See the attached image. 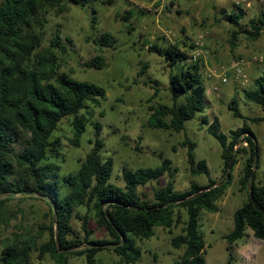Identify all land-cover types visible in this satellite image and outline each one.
Wrapping results in <instances>:
<instances>
[{
	"label": "trees",
	"instance_id": "obj_1",
	"mask_svg": "<svg viewBox=\"0 0 264 264\" xmlns=\"http://www.w3.org/2000/svg\"><path fill=\"white\" fill-rule=\"evenodd\" d=\"M93 1L0 2V204L21 196L42 198L50 206V224L44 225L41 231H48L47 240L38 245L39 236L15 232L3 241L7 243L1 250L0 264H32L34 251L39 252L40 258L49 254L56 264H69L73 256H84L87 264H102L98 255L103 251L115 252L120 258L119 264L136 263L143 254L138 238L152 237L157 227L173 233V228L181 224L182 233L173 235L171 244L183 249V253L173 264H207L201 213L203 210L220 211L218 201L234 179L230 167H234L240 157H245L238 182L241 190L247 192V199L236 208L233 228L224 235L230 252L226 264H234L233 246L249 229L256 238L264 240L263 151L250 126V122L264 118L246 117L237 96L232 97L228 105L233 116L243 119V123L229 133L222 130L219 117L210 120L204 114L208 107L204 60L192 56L197 48L195 43L185 39L165 46L158 43L148 46L171 68L168 88L172 99L170 104L156 102L149 106L148 125L181 132L189 120L203 114L202 123L222 145L221 157L226 169L221 179L211 176L207 160L196 156L197 143L186 136L181 144L188 147L191 172L193 175L206 174L207 183L193 181L184 191H176L174 180H170L166 185L155 187L153 196H149L140 187L166 175L174 176L177 171L172 159L159 153L162 162L157 167L134 170L124 166V184L118 185L112 181L114 158L104 154L106 143L97 121L92 122L97 131L91 140V150L80 160L76 171L61 175L62 165L58 160L63 157L65 143L56 135L60 124L67 118L72 119L74 137L71 143L79 146L91 121L83 111L91 105L101 106L107 98V89L62 70L63 62L57 51L69 52L74 41L70 37L63 38L61 30L57 29L45 47L44 37L37 28L48 22L47 14L51 10H65L66 2L86 7ZM236 8L222 11L232 25L230 41L233 46L242 36L258 40L264 33V8L251 17L242 6ZM91 27L94 31L91 39L95 44L117 47L118 38L112 32L97 33V16L93 17ZM106 65L102 55L84 62L89 68L102 69ZM158 90L155 89L151 100L156 98ZM244 97L264 108V72L252 87L245 88ZM80 208H85L87 213L81 215ZM74 217L83 221L84 236L75 231ZM91 218L105 231L106 237L94 236L89 228Z\"/></svg>",
	"mask_w": 264,
	"mask_h": 264
},
{
	"label": "rangeland",
	"instance_id": "obj_2",
	"mask_svg": "<svg viewBox=\"0 0 264 264\" xmlns=\"http://www.w3.org/2000/svg\"><path fill=\"white\" fill-rule=\"evenodd\" d=\"M248 1L249 5L244 4L242 7L249 17L264 8V0ZM223 10L233 11L237 8L232 0H94L86 7L66 2L65 10H51L47 14L48 22L37 28L44 37V46L50 44L57 29L61 30L63 38L70 37L74 41L69 52L57 51L63 62L62 70L79 80L93 81L107 89V98L101 106L91 105L83 111L91 121L79 146L71 143L74 137L72 119L67 118L60 124L56 135H60L65 143L63 157L58 160L62 165L61 175L79 168L80 160L93 146L91 140L97 128L92 122L97 121L101 124V137L106 143L104 154L114 158L112 181L118 185L124 184V166L134 170L157 167L162 162L159 153L171 158L177 171L174 176L166 175L140 187L149 196H153L155 187L166 185L170 180H174L176 191H184L193 181L207 183L206 174L193 175L191 172L188 147L181 144L186 136L197 143L196 156L207 160L211 176L214 179L224 176L226 166L221 157L222 145L208 132L207 125L202 123L203 114H197L189 120L181 132L154 129L148 125L151 104L172 102L168 88L171 68L162 56L150 51L148 46L154 43L165 46L185 39L202 49L203 60L208 59L203 68L208 96V107L204 114L210 120L219 117L222 130L229 133L243 123V119L233 116L228 105L232 97L237 96L246 117L264 118V108L244 97L245 88L252 87L255 79L264 72V33L255 41L242 36L233 46L230 41L232 25L225 19ZM94 16L98 17V34L110 31L118 38L116 48L100 47L93 42L91 24ZM126 16L129 18L126 19ZM64 43L69 45L66 40ZM97 55L105 58L107 65L104 68L84 66L85 61ZM260 56H263L262 60ZM236 61L245 63L248 82L234 79L231 65ZM209 69L218 72L228 69L230 81L226 84L218 82ZM156 88L159 89L158 95L151 100ZM250 126L262 148L264 167V119L250 122ZM244 161L245 157H240L238 163L230 167L234 179L218 201L220 211L203 210L201 213L202 231L207 243V264H226L228 260L229 243L224 235L233 228L236 208L247 199V192L241 190L238 182ZM49 210L50 206L42 198L16 196L0 204V253L7 243L3 241L11 238L15 232H29L39 236L38 245L44 243L48 231H41L44 225L50 224ZM80 213L84 215L87 210L80 208ZM73 226L81 236L85 235L80 218H73ZM182 227V224L174 227L173 233L164 227H157L152 237L138 238L143 254L139 261L131 264H173L182 255L183 249L174 248L171 239L173 235L182 233ZM89 228L94 231L96 238L107 236L93 218ZM233 251L234 264H264V240L256 238L251 229L234 244ZM98 258L102 264H119L120 260L112 251L100 252ZM31 263L56 264V261L49 254L40 258L39 252L34 251ZM69 264L87 263L84 256H73Z\"/></svg>",
	"mask_w": 264,
	"mask_h": 264
},
{
	"label": "built area",
	"instance_id": "obj_3",
	"mask_svg": "<svg viewBox=\"0 0 264 264\" xmlns=\"http://www.w3.org/2000/svg\"><path fill=\"white\" fill-rule=\"evenodd\" d=\"M232 2L234 3L235 6H244V4H248L249 5V1L248 0H232ZM203 45V42L202 44ZM203 54V51L200 47H198L197 49H195L192 53V56L196 59L198 57H201V55ZM202 58V57H201ZM261 60L263 59V56L259 57ZM208 61L204 60V63ZM211 69H209L208 71H210ZM231 70L233 72V77L236 80H239L243 83L248 82L249 78H248V74L246 72L245 69V63L243 61H236L231 65ZM211 75H215L218 78V82L220 83H228L231 79V75H229L228 69H224L221 71H217V70H211L210 72ZM215 88H218L217 86H215Z\"/></svg>",
	"mask_w": 264,
	"mask_h": 264
}]
</instances>
